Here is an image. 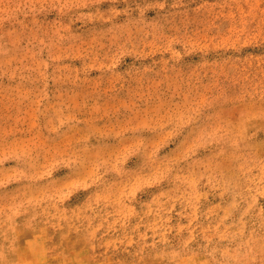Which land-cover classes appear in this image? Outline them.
Here are the masks:
<instances>
[{
	"label": "rangeland",
	"instance_id": "rangeland-1",
	"mask_svg": "<svg viewBox=\"0 0 264 264\" xmlns=\"http://www.w3.org/2000/svg\"><path fill=\"white\" fill-rule=\"evenodd\" d=\"M0 264H264V0H0Z\"/></svg>",
	"mask_w": 264,
	"mask_h": 264
}]
</instances>
